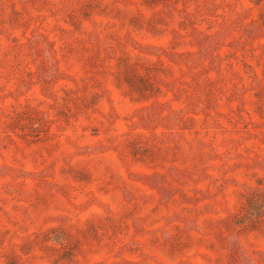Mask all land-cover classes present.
<instances>
[{
    "label": "rangeland",
    "instance_id": "rangeland-1",
    "mask_svg": "<svg viewBox=\"0 0 264 264\" xmlns=\"http://www.w3.org/2000/svg\"><path fill=\"white\" fill-rule=\"evenodd\" d=\"M0 264H264V0H0Z\"/></svg>",
    "mask_w": 264,
    "mask_h": 264
}]
</instances>
